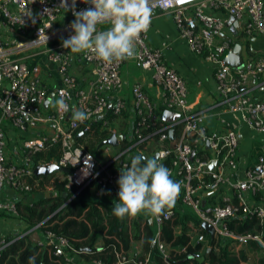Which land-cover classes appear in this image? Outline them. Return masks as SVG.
<instances>
[{
  "label": "built area",
  "instance_id": "1",
  "mask_svg": "<svg viewBox=\"0 0 264 264\" xmlns=\"http://www.w3.org/2000/svg\"><path fill=\"white\" fill-rule=\"evenodd\" d=\"M60 5L61 0H0V220L3 213L17 214L16 201L5 196V187L14 192H30L27 178L34 172L30 154L41 151L46 142L60 141L63 152L58 160L43 161L39 165L55 162L66 168L72 167L67 175V186L82 188L95 179L97 198L117 200V180L122 169L115 165L121 156L130 151L143 153L149 150L147 146L152 141L164 144L169 139V131L177 125L180 131L175 141L167 146H159L152 155H158L163 164L167 157L170 158L169 163L164 165L170 170L171 179L181 186L172 208L157 218L148 216L153 228L151 242L154 248L163 258H169L170 245L161 239L160 229L164 221L172 219L175 211L181 209L195 216L199 226L207 223L213 230L212 234L205 231L203 226L202 229L193 230L191 243H201V249L190 254L192 258H200L204 250L218 251L227 244L229 251L233 252L231 244L234 243L239 246H255L257 243L264 249L259 233H236L229 225L232 220L245 217H257L262 221L264 152L241 171L238 159L240 141L235 128L215 114L222 129L209 131L204 123L206 113L191 111L186 80L166 63L165 44L152 47L147 43L150 26L137 41L135 62L138 68L150 72L151 79L161 90L163 106H155L141 84L135 83L131 87L134 119L131 134L127 136V140L133 142L120 148L124 139L122 136L118 139L117 151L104 160L82 146H72L73 135L81 124L103 118L108 110L114 116L120 115L125 108L120 97H116L111 104L108 100L111 94L120 89V68L125 60L107 64L99 61L91 51L79 53L81 65L88 69L93 78L88 89L82 88L72 71L77 54L62 47L63 39L71 35L68 25L74 19L72 2L65 0L68 11H64ZM89 6L76 0L75 11ZM150 8L151 14H171L178 36L188 48L213 64L218 100L224 105V110L239 114L247 126L264 132V97L254 98L244 88L249 80L256 79V84H259L264 76V53L238 67L227 65L224 58L231 53V45L217 39L224 29V22L209 11H222L240 20L245 36H264V0H150ZM44 35L47 37L46 43ZM42 59L55 67L58 84L54 93L59 96L67 92L70 108L75 106L86 111L89 115L87 120L73 121L71 111L61 113L53 109L45 113L43 105L49 97V90L42 84ZM158 107L175 112L177 116L172 122H162L156 114ZM41 122L48 123L52 132L48 136L25 140L22 163H8L6 125L26 132ZM101 128L108 130V137H118L110 129L108 120L102 121ZM208 195L217 197L218 201L206 202ZM13 236L8 237L0 231V252L20 237ZM41 236L42 244L50 245L53 254L62 258V264L75 263L73 255L78 252L66 236L48 230ZM210 238H214L216 243L211 244ZM179 250L185 251V247ZM116 257V264L126 261L120 251L116 252ZM148 262L150 258L146 257L143 263ZM93 264L102 263L93 261Z\"/></svg>",
  "mask_w": 264,
  "mask_h": 264
},
{
  "label": "trees",
  "instance_id": "2",
  "mask_svg": "<svg viewBox=\"0 0 264 264\" xmlns=\"http://www.w3.org/2000/svg\"><path fill=\"white\" fill-rule=\"evenodd\" d=\"M113 116L111 110H108L103 118L81 124L78 130L86 128V131L75 140V145L82 146L86 151L94 154L96 145L108 137V130L101 128L102 121H111ZM171 131L172 136L176 138L180 126H173ZM132 142L133 140L124 138L120 148H125ZM167 145L170 144L164 142L159 146ZM62 152L60 141H48L41 151L30 155L35 167L40 159L44 162L58 160ZM137 154L140 153L130 151L124 154L115 166L121 169L125 165L130 166L131 157ZM169 161L170 158L167 157L164 164H168ZM68 169L72 170V167ZM69 172L52 171L46 175H36L33 172L27 178V183L31 186L27 197H30V193L43 189L45 184L52 185L55 194L41 197L38 201L17 202V213L21 214L28 227L43 222L37 227L40 233L48 230L66 236L78 254L82 253V248L88 247L84 250L86 259L100 261L102 264H116V252L120 251L126 257L123 264L143 263L146 257L150 258V262L143 264H248L241 252L236 255L229 251V244L218 251L211 249L201 263L197 258L189 256L201 249V243L192 244L191 238L194 235L193 230L202 229V226H199L195 216L181 209L175 211L172 219L163 222L160 235L161 239L170 246L179 249L185 247V251L177 254L174 252V257L168 259L163 258L151 242L153 228L144 218L137 215L120 219L113 215L114 204L105 203L97 198L95 179H91L82 188L67 187ZM229 225L236 233H259L264 243V216L262 221L257 217H245L232 220ZM177 228L179 231L176 232ZM200 231L204 232V230ZM214 241V238H210L211 244ZM134 243L138 245L139 250L133 248ZM255 246L257 251L259 248L262 249L257 243ZM203 252L205 253V250ZM0 264H62V258L53 254L50 245L36 244L27 235L14 239L0 252ZM255 264H264V249L259 253Z\"/></svg>",
  "mask_w": 264,
  "mask_h": 264
},
{
  "label": "crops",
  "instance_id": "3",
  "mask_svg": "<svg viewBox=\"0 0 264 264\" xmlns=\"http://www.w3.org/2000/svg\"><path fill=\"white\" fill-rule=\"evenodd\" d=\"M209 11L215 16L220 17L224 22V29L218 35L217 39L218 41H227L231 45V53L228 54V58L225 59H229L232 64L233 62L236 63L239 60V63L237 65L241 66L245 61L256 58L257 56H260L264 53V36H245L242 30L243 23L240 20L222 11ZM101 27L103 28L106 26ZM146 40L147 43L152 47H159L162 46L163 43L165 44L164 56L166 59V63L174 68L186 80L188 87V105L191 106L190 109L192 112L206 113L204 123L209 131H219L222 129L221 124L215 118V114L223 117L231 124V126L235 128L240 141L238 152L239 168L241 169V171H243L245 168L249 167L255 161L257 155L264 152V132H257L247 126L241 120L239 114L224 110V108L222 107L224 105L219 103L218 100L216 84L213 75V64L204 60L201 56L193 53L188 48L186 42L178 36L172 15L169 13L156 12L154 14H151L150 28L148 30ZM237 46L239 50L238 52H235L234 49ZM233 55L234 58H236L234 60L232 59ZM75 57V65L72 71L77 77L80 86L84 89H88L93 79L92 75L90 74L88 69L81 65L82 62L80 61V55L77 54ZM41 63L44 73L42 75V84L49 90L50 97L54 94V91L57 87L58 77L55 71V67L52 63L48 62L45 59H42ZM120 75L122 80L120 89L115 94H111L108 97V100L111 104L116 97H120L124 101L125 108L122 110L120 115L113 116L111 121H109V127L117 133V136L120 135L121 137L124 136V138H127V136L131 134L134 119V113L131 107V87L133 86V84L140 83L145 94L155 104V106L163 105L160 88L151 79L149 71H143L136 66L135 58L127 59L122 63V66L120 68ZM258 83L259 84H256V79L249 80L244 87L254 98H256V96L264 97V84H262L264 83V76ZM43 107L45 113L51 112L53 110L49 107H46L45 103ZM164 111L165 109L161 107H158L156 110V114L158 115L160 121L168 123L172 122L175 117L162 118ZM91 120H95V118ZM43 132H47V134H50L52 132L49 124L46 122L38 123L35 127L29 129L26 132H20L6 125L5 133L7 162L12 164H21L22 152L24 149L23 142L27 139L37 138ZM33 133H35L37 137ZM174 141L175 138L171 136L166 143L171 144ZM101 142L99 143V145H96L93 154L94 156L103 158L106 155L107 157H110V155H113L114 152L117 151V147L101 144ZM152 146H157V142L152 141L148 144L147 147H149L150 150ZM37 162V165H39L41 162H43V160L40 159ZM30 163L34 168L32 158ZM55 172L60 171L56 170ZM4 191L5 196L12 198L16 201V203L27 202L29 200L38 201L41 197H50L55 194V190L50 184H45L43 186V189H38L33 194L30 193V197H27V194L23 192H14L9 187H5ZM102 200L108 204H115L117 202L116 200L110 198ZM205 201L215 203L218 201V198L214 197L213 195H208L206 196ZM138 216H140L141 218L145 216V218H147L146 221L148 222V224L150 223L148 215L141 213ZM24 225L29 226L28 223L24 221L21 214L17 213L15 215H12V217L10 218L1 217L0 231L5 234L7 226L8 228L11 227V229L7 231L8 233L5 234L8 237H11L13 235H16L18 229L23 228ZM28 232L29 233H27V235H29V239L32 242H36V244L42 245L43 237L41 236L39 230H29ZM100 244L101 243H99V245ZM133 248L139 250L136 243L133 244ZM231 248L236 255H239V253L241 252L246 258V263H256V257L257 255H259L258 251L256 250V246H239L234 243L231 244ZM262 249L259 248L260 251H262ZM85 253L86 251L82 250L81 254L79 253L73 255L75 264H93V260L86 259Z\"/></svg>",
  "mask_w": 264,
  "mask_h": 264
},
{
  "label": "clouds",
  "instance_id": "4",
  "mask_svg": "<svg viewBox=\"0 0 264 264\" xmlns=\"http://www.w3.org/2000/svg\"><path fill=\"white\" fill-rule=\"evenodd\" d=\"M71 2L74 19L68 25L71 35L62 41L64 49L75 54L91 51L107 64L135 58L137 41L150 26V0H81L90 6L80 11H75L76 0ZM60 7L69 10L65 0ZM68 99L67 92L54 93L44 103L57 112L71 111L75 122L87 120L88 113L70 108ZM117 185L112 211L120 219L141 213L153 218L165 214L174 206L181 187L158 155L150 158L143 153L131 157L130 166H123Z\"/></svg>",
  "mask_w": 264,
  "mask_h": 264
},
{
  "label": "water",
  "instance_id": "5",
  "mask_svg": "<svg viewBox=\"0 0 264 264\" xmlns=\"http://www.w3.org/2000/svg\"><path fill=\"white\" fill-rule=\"evenodd\" d=\"M235 52H238L239 48L238 46L234 49ZM232 57V56H231ZM230 57V58H231ZM225 58H228V56H226ZM224 58V62L227 64V65H230V66H234V67H238L239 65H237L239 63V60L232 64L231 61H229V59H225ZM232 59H236L234 58V55L232 57ZM69 116V115H68ZM177 116V113L175 112H172V111H169V110H165L164 113H163V117L162 118H165V117H175ZM86 131V128H83V129H80L76 132V134L74 135V137L72 138L71 140V143H72V146L74 147L75 146V140L80 136L82 135L84 132ZM172 136V131H169V137ZM122 137L120 135H118V137H115V136H109L107 138H105L101 144H106V145H110V146H113V147H116L118 145V139H121ZM62 171V172H69L70 170L66 167H63V166H60L58 165L57 163L55 162H52V163H49L47 165H37L34 167V174L36 175H39V174H48L52 171ZM203 228L205 229V231L209 232L212 234L213 230L212 228L210 227V225H208L207 223H203L202 224ZM88 247H84L82 248V250H87ZM208 250L205 251V253L200 257V258H197L198 262H203L204 259L206 258V256L208 255Z\"/></svg>",
  "mask_w": 264,
  "mask_h": 264
},
{
  "label": "rangeland",
  "instance_id": "6",
  "mask_svg": "<svg viewBox=\"0 0 264 264\" xmlns=\"http://www.w3.org/2000/svg\"><path fill=\"white\" fill-rule=\"evenodd\" d=\"M34 135H35V133H33ZM40 135H44V136H48L49 134H47V132H43V133H41ZM36 137H37V135H35ZM33 137V136H32ZM159 145L160 144H157V146H152V148L150 149V150H144L143 151V153L144 154H146L148 157H150V158H152V155L156 152V150L159 148ZM119 150V149H118ZM110 154V153H109ZM96 157V156H95ZM97 158H99V157H97ZM106 158H109V157H107L106 155H105V157H103V158H100V159H106ZM74 186V185H73ZM76 186V185H75ZM2 217H5V218H10V217H12V215L10 214V213H3L2 214ZM145 220L147 219V218H145V216L143 217ZM150 225V224H149ZM11 229V227L10 228H8V226H7V228H6V231H5V234H7L8 232V230H10ZM39 228H37V227H35V226H31V227H28V226H25L24 225V227L23 228H21V229H18V231H17V234H16V236H20V237H24V236H27L26 234L27 233H29L28 231L29 230H31V231H37ZM177 231H179V228H177L176 229V232ZM25 234V235H24ZM12 238L13 237H15V236H11ZM172 246H170V248H169V250H170V252H169V254H168V256L171 258V257H174V252H175V254H177L178 252H180V250H179V248H171ZM259 252H261L260 250H258V254H259ZM257 257H258V255H257ZM257 257H256V259H257Z\"/></svg>",
  "mask_w": 264,
  "mask_h": 264
}]
</instances>
